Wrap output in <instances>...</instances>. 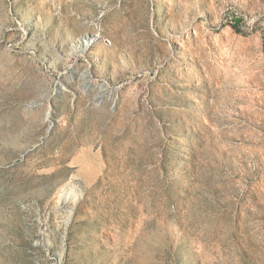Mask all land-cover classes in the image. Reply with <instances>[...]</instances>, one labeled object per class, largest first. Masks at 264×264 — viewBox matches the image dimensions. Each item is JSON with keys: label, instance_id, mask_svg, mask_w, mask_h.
<instances>
[{"label": "rangeland", "instance_id": "374dc122", "mask_svg": "<svg viewBox=\"0 0 264 264\" xmlns=\"http://www.w3.org/2000/svg\"><path fill=\"white\" fill-rule=\"evenodd\" d=\"M0 264H264V0H0Z\"/></svg>", "mask_w": 264, "mask_h": 264}]
</instances>
